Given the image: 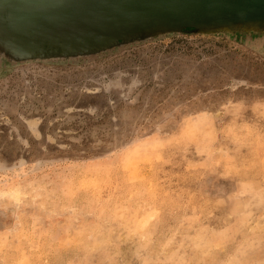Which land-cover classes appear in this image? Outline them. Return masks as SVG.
I'll list each match as a JSON object with an SVG mask.
<instances>
[{"label":"rangeland","instance_id":"rangeland-1","mask_svg":"<svg viewBox=\"0 0 264 264\" xmlns=\"http://www.w3.org/2000/svg\"><path fill=\"white\" fill-rule=\"evenodd\" d=\"M11 9L0 264H264V24L109 38Z\"/></svg>","mask_w":264,"mask_h":264},{"label":"water","instance_id":"water-1","mask_svg":"<svg viewBox=\"0 0 264 264\" xmlns=\"http://www.w3.org/2000/svg\"><path fill=\"white\" fill-rule=\"evenodd\" d=\"M20 29L52 32L83 25L118 33L148 27L233 26L258 20L264 24V0H2ZM101 34V32H100ZM98 36V35H97Z\"/></svg>","mask_w":264,"mask_h":264},{"label":"bare ground","instance_id":"bare-ground-1","mask_svg":"<svg viewBox=\"0 0 264 264\" xmlns=\"http://www.w3.org/2000/svg\"><path fill=\"white\" fill-rule=\"evenodd\" d=\"M256 21H258V20H251V21H244V22H256Z\"/></svg>","mask_w":264,"mask_h":264}]
</instances>
